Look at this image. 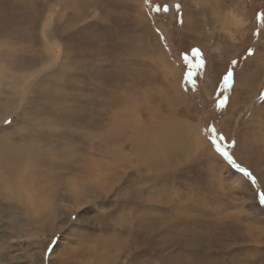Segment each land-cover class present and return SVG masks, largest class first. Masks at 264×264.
<instances>
[{
	"label": "rangeland",
	"instance_id": "374dc122",
	"mask_svg": "<svg viewBox=\"0 0 264 264\" xmlns=\"http://www.w3.org/2000/svg\"><path fill=\"white\" fill-rule=\"evenodd\" d=\"M261 14L264 0H0V159L18 170L0 172V264H264Z\"/></svg>",
	"mask_w": 264,
	"mask_h": 264
},
{
	"label": "snow or ice",
	"instance_id": "6c2138e0",
	"mask_svg": "<svg viewBox=\"0 0 264 264\" xmlns=\"http://www.w3.org/2000/svg\"><path fill=\"white\" fill-rule=\"evenodd\" d=\"M147 2V0H146ZM177 9H179V5H176ZM157 12L163 11L164 13H167L169 11V7L167 5H164L163 8L156 7L154 9ZM260 19L264 20V14H261ZM251 50H249V55H251ZM192 57L195 59L196 63L193 65L192 59H190L187 55L183 57V59L187 62L189 66V71L187 73V77L189 80H192V77L194 75L193 68L198 69L199 73L202 75L205 67H206V62L203 57V53L198 49H192ZM236 61H232V64L234 65ZM233 80V72L231 69H229L226 74L223 76L221 84L223 85V88L227 90L232 83ZM227 96H224L222 99L219 100L217 107H224L227 103ZM5 123H9V121H5ZM213 132H215V129H212ZM223 137L221 136H214L212 137V144L215 147V150L217 153H219L232 167L236 168L240 173H242L245 177L249 178L250 180L254 181V177L252 176L251 172H249L246 168L241 167L238 165L235 160L233 159L232 155L227 151V148H231L234 146L232 145H226L222 146L221 143H218V141H223ZM260 202L264 203V194L260 195Z\"/></svg>",
	"mask_w": 264,
	"mask_h": 264
},
{
	"label": "bare ground",
	"instance_id": "6f19581e",
	"mask_svg": "<svg viewBox=\"0 0 264 264\" xmlns=\"http://www.w3.org/2000/svg\"><path fill=\"white\" fill-rule=\"evenodd\" d=\"M10 10H12V9H10ZM15 11V10H14ZM12 12V11H11ZM17 20H19V19H17ZM16 20V21H17ZM21 22V21H20ZM24 25V24H23ZM15 26H16V24H15ZM33 26V25H32ZM17 28V27H16ZM30 28V27H29ZM32 28V27H31ZM34 28V27H33ZM29 30V29H28ZM34 31V30H33ZM6 32V31H5ZM23 32V31H22ZM26 32V31H25ZM26 35V34H25ZM51 38H52V35H51ZM3 40V39H2ZM5 40V39H4ZM32 40V39H31ZM30 44H32V43H30ZM9 58V57H8ZM31 61V60H30ZM13 63V62H12ZM34 63V62H33ZM36 65V64H35ZM23 66V65H22ZM37 66V65H36ZM31 67V66H30ZM38 67V66H37ZM23 69V68H22ZM11 70V69H10ZM13 70V69H12ZM30 70V69H29ZM33 70V69H32ZM25 71V70H24ZM1 75V74H0ZM13 75V74H12ZM30 77V76H29ZM28 77V78H29ZM20 78V77H19ZM1 79V78H0ZM39 80V79H38ZM16 81V80H15ZM35 81H37V80H35ZM34 81V82H35ZM46 82V81H45ZM37 83H38V81H37ZM8 84V83H7ZM40 84V83H39ZM39 84H38V86H39ZM9 85V84H8ZM28 85V84H27ZM35 85L37 86V84L35 83ZM45 85V84H44ZM28 87H30V86H28ZM28 87H27V89H28ZM33 88V87H32ZM30 89V88H29ZM36 89V88H35ZM0 90H1V88H0ZM9 91V90H8ZM34 90H32V91H30V92H33ZM18 92H21V90H19ZM29 92V93H30ZM34 93V92H33ZM13 94V93H12ZM45 96H43V97H45L46 99H49V100H52V95L50 94V93H48L47 92V94H46V92L45 93H43ZM15 95H16V92H15ZM17 96V95H16ZM22 99H23V97H21ZM21 99V100H22ZM45 110H47V109H45ZM49 111V110H48ZM151 125V124H150ZM161 127V126H160ZM159 128V127H158ZM152 129V128H151ZM154 129V128H153ZM160 129V128H159ZM157 131V130H156ZM180 131V130H179ZM149 134V133H148ZM160 134V133H159ZM170 134V133H169ZM155 135V134H154ZM153 136V135H152ZM179 137V136H178ZM148 138V137H147ZM147 138H144L143 139V144H141L142 146H140V145H137V144H134V146H136V147H141L143 150L145 149V151H148L149 149H153V147H154V141H152V140H150V139H147ZM151 138V137H150ZM161 138H162V136H161ZM159 139L158 141H160V140H162V139ZM157 139V138H156ZM42 141V140H41ZM44 141V140H43ZM46 141V140H45ZM139 141V140H138ZM164 141V140H163ZM165 141H168V140H165ZM50 142H52V141H50ZM50 142H48V143H50ZM140 142V141H139ZM43 144H45V143H43ZM158 144V143H157ZM169 144H170V142H169ZM13 149V148H12ZM8 150V149H7ZM6 150V151H7ZM153 151V150H152ZM9 152V151H8ZM11 152H12V150H11ZM149 153H151V152H149ZM167 153V152H166ZM164 154V153H163ZM4 155V154H3ZM33 155V154H32ZM1 156V155H0ZM49 156H51V155H49ZM164 156H166V155H164ZM37 157V156H36ZM6 158V157H5ZM8 158V157H7ZM157 158H158V156H157ZM5 160V159H4ZM3 160V161H4ZM167 160V159H166ZM3 161H1V159H0V172L2 173V175H1V177L2 178H4V176L6 177V178H11L13 175H14V173H18V170L17 169H14L13 167H12V165L11 164H9L8 162H6V163H4ZM161 161V160H160ZM18 163V162H17ZM16 163V164H17ZM35 163V162H34ZM14 167H18V164L17 165H13ZM35 166V165H34ZM162 167V166H161ZM4 174V175H3ZM17 187V186H16ZM16 191V190H15ZM45 192V191H44ZM8 194V193H7ZM16 194V193H15ZM13 195V194H12ZM51 195V194H50ZM8 196V195H7ZM16 196V195H15ZM17 197V196H16ZM4 198V197H3ZM51 198V197H50ZM10 201V200H9ZM12 204H14V203H12ZM14 206V205H13ZM12 206V207H13ZM12 210H13V208H12ZM17 210V209H16ZM8 211V210H7ZM6 211V212H7ZM34 214V213H33ZM52 214V213H51ZM17 220H19V219H17ZM25 224V223H24ZM19 225H22L20 228L22 229L23 228V223H21V220H20V223H19Z\"/></svg>",
	"mask_w": 264,
	"mask_h": 264
},
{
	"label": "trees",
	"instance_id": "16d2710c",
	"mask_svg": "<svg viewBox=\"0 0 264 264\" xmlns=\"http://www.w3.org/2000/svg\"><path fill=\"white\" fill-rule=\"evenodd\" d=\"M193 63V62H192ZM195 63H193V65H194ZM198 69H194L193 68V72H196ZM188 71H189V68H188V70H186L185 72H186V76H187V73H188ZM183 73H184V71H183ZM187 83L188 84H190V85H188V86H191V84L192 85H194L195 87H197V86H199V80L197 79V76H196V73H195V75L192 77V80H187ZM223 93H224V95H223ZM222 95L223 96H226V93L225 92H222ZM257 191L259 192L258 194H260L261 193V190H260V188H259V186L257 187Z\"/></svg>",
	"mask_w": 264,
	"mask_h": 264
},
{
	"label": "crops",
	"instance_id": "0c3cea01",
	"mask_svg": "<svg viewBox=\"0 0 264 264\" xmlns=\"http://www.w3.org/2000/svg\"><path fill=\"white\" fill-rule=\"evenodd\" d=\"M262 57H263V56H261V59H260V60H259V58H257V60H258V61L260 62V64H261V65L258 67L257 72L263 70V67H264V59H263ZM251 60H252V59H251ZM251 60H250V61H251ZM234 61H235V60H234ZM246 61H248V60H246ZM250 61H248L247 65H249V62H250ZM231 63H232V62H231ZM241 68H242V73L245 72V66L242 65ZM262 72H263V71H262ZM262 72H261V73H262Z\"/></svg>",
	"mask_w": 264,
	"mask_h": 264
}]
</instances>
